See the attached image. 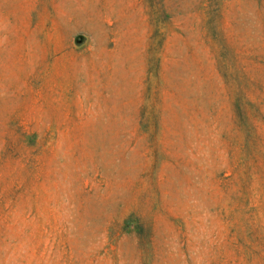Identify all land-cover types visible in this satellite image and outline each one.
<instances>
[{
	"label": "rangeland",
	"instance_id": "1",
	"mask_svg": "<svg viewBox=\"0 0 264 264\" xmlns=\"http://www.w3.org/2000/svg\"><path fill=\"white\" fill-rule=\"evenodd\" d=\"M0 264H264V0H0Z\"/></svg>",
	"mask_w": 264,
	"mask_h": 264
}]
</instances>
